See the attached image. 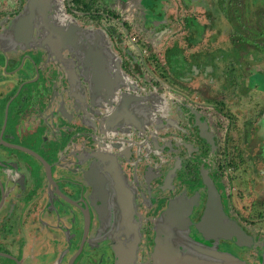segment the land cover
<instances>
[{
    "label": "flooded vegetation",
    "instance_id": "flooded-vegetation-1",
    "mask_svg": "<svg viewBox=\"0 0 264 264\" xmlns=\"http://www.w3.org/2000/svg\"><path fill=\"white\" fill-rule=\"evenodd\" d=\"M83 1L91 8L72 0H50L47 7L40 0L33 12L103 31L129 82L99 106L89 97L77 57L66 49L56 57L38 42L41 27L34 25L27 41L2 37L27 0H0V264H264V225H255L264 215L251 209L254 183L247 184L251 193L236 184L239 174L254 178L251 167L239 169V140L252 155L264 151L260 117L254 121L253 112L222 99L214 87L220 77L206 76L209 66L199 80L173 71L166 53L172 39L157 56L153 46L169 30L166 8L174 0ZM195 1L178 0L183 8ZM184 42L182 59L191 54ZM22 96L37 110L19 119L22 129L14 135L13 104ZM131 96H137L131 107L116 109ZM139 96L144 102L135 106ZM48 111L54 128L32 137L29 123ZM100 148L107 151L104 166L88 169ZM63 164L69 165L64 171ZM206 178L223 213L244 234L195 226L205 207ZM162 217L182 222L174 230L168 222L162 234Z\"/></svg>",
    "mask_w": 264,
    "mask_h": 264
},
{
    "label": "water",
    "instance_id": "water-1",
    "mask_svg": "<svg viewBox=\"0 0 264 264\" xmlns=\"http://www.w3.org/2000/svg\"><path fill=\"white\" fill-rule=\"evenodd\" d=\"M49 1L50 0H47V7ZM39 2L40 0H27L22 10L11 19L9 26L3 32L2 37H13L17 42H21V40L27 41L32 39L30 36V30L32 27L34 25L36 27H41L43 32L38 38V42L41 45H44L49 53L56 57H60L61 50L66 49L77 57L80 66V75L89 83V97L92 103H94L95 106H99L102 101L112 100L117 92L118 85H126L129 81L119 68L118 59L115 54L106 46L103 31L97 27L87 28L81 26L72 18L64 16L58 17V15L53 13L50 14L47 11L44 12V10L43 13L40 14L34 13L33 11L40 5ZM123 3L140 5L141 0H123ZM74 78H76L75 81L78 80L77 77ZM69 81L72 83L73 79H70ZM24 96L20 97L18 101H15L13 104L12 120L9 128L11 134L14 135L18 134L22 129L20 127L19 119L28 113L31 115L33 114V111L37 110L34 101L30 100V102H26ZM135 97L137 96L121 98L117 102L116 109L124 106L131 107V99ZM143 100V97L139 96L136 99L135 106L138 103L142 104V102H144ZM48 107H50L49 102L43 110H46ZM37 115L42 118L41 121L39 123L34 121L29 123L30 128L28 129V133L32 137L37 136V133L41 130L44 134L46 131L48 132L50 128H54L51 121L52 112L48 111L46 114L41 113ZM58 127L63 129L64 132L72 129L70 126L64 127L63 125H59ZM59 141L60 140H58V142ZM69 143L70 140L68 138L63 145V149L67 147ZM52 148V145H48L47 150H51ZM106 152L100 148L92 153L91 156L93 159L88 165V169L91 168V170H94L93 168H96L97 166H104L103 161ZM60 166L64 171L69 165L63 164ZM206 183L208 189L204 211L201 218L194 223L195 226L201 231L208 230L211 234H244L241 228L221 210L218 194L208 178H206ZM173 204L174 201L172 200L171 205ZM166 215H169V211ZM168 222L174 227L171 230H174L180 226L179 224L182 221L174 220V222H172V220L168 218L165 220V218L162 217L158 222V226H161L160 228H157L158 232L166 234V225ZM158 251L160 252L161 249ZM177 254H179V252H177ZM177 254H171L170 257L176 259Z\"/></svg>",
    "mask_w": 264,
    "mask_h": 264
},
{
    "label": "rangeland",
    "instance_id": "rangeland-1",
    "mask_svg": "<svg viewBox=\"0 0 264 264\" xmlns=\"http://www.w3.org/2000/svg\"><path fill=\"white\" fill-rule=\"evenodd\" d=\"M210 8L211 0H196L195 2H190L185 8L179 5L178 0L170 1L167 4L166 11L169 12L167 17L169 16V24L171 25H169L167 33H164L163 36L159 37L156 43L157 45L153 46V49L157 53V56L161 58L163 46L169 44L172 39L173 41L167 47L166 53L169 56L168 60H171L168 65L171 66L173 71L181 73L180 75H190L199 80L202 74L206 72L204 68L209 66L210 68H208L206 76L208 78H212L213 81V76L215 74H217V77H220V79H216V84L214 85V87L220 88L219 91L221 96H219L222 99L231 97L230 102L233 104L237 103V107L240 112L243 110L253 112V120L260 121V117L264 125V54L258 61L250 62L248 65H245L243 59H239V61L241 60L243 63H240L243 66L242 68L240 65L236 64V60L232 58L233 55L232 57L228 56L229 54L226 52L225 54L227 55H224L226 58H221L220 55L216 54V52L214 53V51L217 50L218 45L221 46L225 44L226 27L224 19L220 15L214 14ZM183 15L185 16L183 17ZM181 19L184 23L185 29L181 27ZM132 34L135 37L139 36V33L135 31H132ZM183 39L187 40L189 46L192 45L190 48L186 49L187 52H191L186 59H182L180 57L184 54L183 49H185V42ZM195 50L199 51L203 57H199L198 60L197 58L196 60H191V58H194V56L191 55L195 53ZM205 51L213 52L215 56H212L211 53L204 54ZM187 59L188 63L186 62ZM192 64L195 66H192ZM255 66L260 67L263 70L258 71L252 69ZM248 69L250 71H248ZM246 84L250 87L247 88ZM216 96L217 93L216 95H211L210 97H213L215 100ZM240 116L242 115L240 114ZM243 116L244 118L246 117L245 115ZM222 123H224V121H222ZM238 124L240 125V120ZM240 141L241 140H239L237 144V150L239 151V169L243 171V167H251L254 170L252 175L254 178L252 180L248 177V180L245 178L244 180L242 177L245 175L243 176L239 174V183H235L245 187L246 192L248 191L249 193L251 192L248 190L247 184L249 183L248 186L250 187L251 184L254 183V188L258 192L253 190V193H251L255 198V204L251 209L253 212L261 211L264 215V151L260 154L252 155L253 153L248 151L247 147L249 146L246 143L244 145L242 143L243 141ZM256 146L258 145L255 144L254 147L252 146V149L255 150ZM246 155L249 156V158H247ZM232 189L234 192V187ZM250 197L252 198L251 195ZM258 201L262 202L263 206L258 205L256 203ZM256 221H258V219ZM255 225L258 227L262 226L264 225V221L259 220V222L255 223Z\"/></svg>",
    "mask_w": 264,
    "mask_h": 264
},
{
    "label": "trees",
    "instance_id": "trees-1",
    "mask_svg": "<svg viewBox=\"0 0 264 264\" xmlns=\"http://www.w3.org/2000/svg\"><path fill=\"white\" fill-rule=\"evenodd\" d=\"M72 1L80 8H91L83 0ZM210 9L224 19L226 27L225 44L218 45L214 53L221 58H226L224 55L227 54L231 57L233 55L236 64L242 68V59L245 65L258 61L264 54V0H211ZM206 53L215 56L213 52L205 51L204 54ZM252 69L263 70L257 66ZM246 87L250 86L246 84Z\"/></svg>",
    "mask_w": 264,
    "mask_h": 264
},
{
    "label": "crops",
    "instance_id": "crops-1",
    "mask_svg": "<svg viewBox=\"0 0 264 264\" xmlns=\"http://www.w3.org/2000/svg\"><path fill=\"white\" fill-rule=\"evenodd\" d=\"M190 46H192V45H190ZM201 58V57H200ZM194 60H196V58L194 57L193 58ZM197 60H198V58H197ZM201 63H202V59H201ZM58 148H60V146H58Z\"/></svg>",
    "mask_w": 264,
    "mask_h": 264
}]
</instances>
